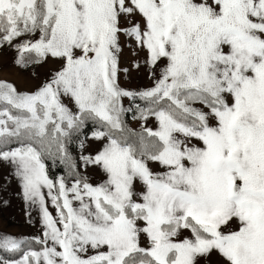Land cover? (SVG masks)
<instances>
[{"label":"snow or ice","instance_id":"6c2138e0","mask_svg":"<svg viewBox=\"0 0 264 264\" xmlns=\"http://www.w3.org/2000/svg\"><path fill=\"white\" fill-rule=\"evenodd\" d=\"M121 36L151 86L122 87ZM4 47L59 67L0 79V162L42 224L0 264H264V0H0Z\"/></svg>","mask_w":264,"mask_h":264},{"label":"rangeland","instance_id":"374dc122","mask_svg":"<svg viewBox=\"0 0 264 264\" xmlns=\"http://www.w3.org/2000/svg\"><path fill=\"white\" fill-rule=\"evenodd\" d=\"M128 43H131L132 48H135L134 41H130L127 37L121 36V45L123 48L120 62L121 67L130 69L127 78H125L123 74L121 75L120 82L122 87L128 89H141L151 86L152 82L148 79L147 69L143 64L139 70L132 69L131 67L134 60H139L142 63L145 52L137 49L138 55L134 56L132 54V48L128 47ZM15 57L16 53L13 49L8 47L0 49V79L14 83L18 89L22 91L33 90L52 70L59 67L58 63L49 60L48 63L35 67L34 69L31 67L23 69L15 65ZM33 70L38 73L39 79L32 77L31 72ZM64 102L68 104L69 107H72L70 100L65 99ZM124 104L127 107L129 102L125 99ZM125 120L129 127L133 129L139 128L140 122L133 120L131 113L125 116ZM149 126H152L151 122H149ZM88 145V150L92 151L97 146V142L89 141ZM76 150V155H78L77 145ZM153 168L156 170L155 165H153ZM10 172V166L4 162H0V233L11 235L16 238L39 236L41 234L42 224L39 214L35 212L36 207L30 208L24 201L15 178H11V182L5 179L10 176ZM89 174L92 177V182H96L100 179L96 172L89 170ZM4 201H7V203L5 204ZM50 211H53V214H55L54 209L50 208ZM29 212L31 213L30 216ZM233 226L235 227V225ZM33 246L38 247L35 245ZM201 264H206V262L201 261ZM207 264H221V262L215 254H212Z\"/></svg>","mask_w":264,"mask_h":264},{"label":"trees","instance_id":"16d2710c","mask_svg":"<svg viewBox=\"0 0 264 264\" xmlns=\"http://www.w3.org/2000/svg\"><path fill=\"white\" fill-rule=\"evenodd\" d=\"M76 145L77 144L70 145V149L72 150L73 155L77 154ZM46 165H47L48 170H49V175L53 179L57 178L58 176L66 174L64 172V166L61 165L59 163V161H56L54 163L52 160H46Z\"/></svg>","mask_w":264,"mask_h":264},{"label":"crops","instance_id":"0c3cea01","mask_svg":"<svg viewBox=\"0 0 264 264\" xmlns=\"http://www.w3.org/2000/svg\"><path fill=\"white\" fill-rule=\"evenodd\" d=\"M37 214H39V212H38V209L36 208V211H35Z\"/></svg>","mask_w":264,"mask_h":264}]
</instances>
